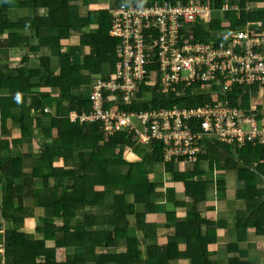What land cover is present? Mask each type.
<instances>
[{
	"label": "trees",
	"instance_id": "16d2710c",
	"mask_svg": "<svg viewBox=\"0 0 264 264\" xmlns=\"http://www.w3.org/2000/svg\"><path fill=\"white\" fill-rule=\"evenodd\" d=\"M164 1L190 0H0V218L9 223L0 235L4 264H264V202L258 206L264 185L250 171L256 167L264 175V146L231 149L206 140L198 163L187 164L195 165L192 170L164 164L170 180L150 181L149 167L162 162L160 145L144 149L131 135L107 136L97 124L68 119L72 111L89 115L92 77L107 81L114 71L118 41L109 36L110 10ZM194 2L213 13L206 26L189 27L193 40L203 42L205 28L220 32L228 23L232 30L247 23L264 27V9L246 11L264 0ZM225 3L237 5L238 12H222ZM18 10L26 15L18 17ZM12 50L23 53L18 64L5 57ZM249 90L233 88L232 105L237 95L248 103ZM206 98L169 104L197 106ZM257 115L264 117V100ZM130 149L139 161L123 158ZM59 160L65 161L60 168ZM199 163L205 166L199 169ZM209 189L226 206L234 200L232 232L227 211L219 218L199 209ZM177 192L187 201L175 200ZM229 194L232 199H226ZM251 241L256 247L245 249ZM109 249L117 252L110 255Z\"/></svg>",
	"mask_w": 264,
	"mask_h": 264
},
{
	"label": "built area",
	"instance_id": "2783aa9c",
	"mask_svg": "<svg viewBox=\"0 0 264 264\" xmlns=\"http://www.w3.org/2000/svg\"><path fill=\"white\" fill-rule=\"evenodd\" d=\"M238 10L229 3L221 9ZM212 13L194 1L113 7L109 36L118 41L114 71L107 81L92 77L91 112L71 113L70 120L97 124L108 136L131 135L135 145H160L163 164L195 163L206 140L231 149L264 146V117L257 115L264 100V31L251 23L232 30L228 23L220 32L205 28L208 39L203 42L193 40L189 27L206 26ZM240 86L250 88L248 103L237 95L232 105L229 96ZM198 92H213L201 96L211 101L169 104ZM160 102L169 105L160 107Z\"/></svg>",
	"mask_w": 264,
	"mask_h": 264
},
{
	"label": "crops",
	"instance_id": "0c3cea01",
	"mask_svg": "<svg viewBox=\"0 0 264 264\" xmlns=\"http://www.w3.org/2000/svg\"><path fill=\"white\" fill-rule=\"evenodd\" d=\"M18 13H17V16L18 17H24L25 15H26V10H18L17 11ZM85 12V9L84 10H82L81 11V13H84ZM93 28H94V26H93ZM93 28H91V29H93ZM5 36V35H4ZM18 51V53L16 54L15 53V50H12V51H10L9 52V54H8V61L11 63V64H14V63H16L17 62V58H15V57H18V54L20 53L21 55L23 54L20 50H17ZM5 57H7V56H5ZM32 65V64H31ZM16 127L15 126H13V130H14V135H16V129H15ZM130 156H132V154L130 155ZM196 165V164H195ZM195 165H190V167H188V165H182V164H175V169H177L178 170V172H182V173H184V172H187V171H190V170H192L193 168H194V166ZM204 166V163H199V169H202V167ZM214 173H216V172H214ZM170 174H167V173H165V171H164V168H163V165L162 164H156V165H152V166H150L149 167V170H148V177H149V180L150 181H155V180H163V181H169L170 180V178H171V176H169ZM205 176H206V178H208V176H209V174H205ZM213 176V178L215 179V177H214V174L212 175ZM215 176H216V174H215ZM204 177V176H203ZM224 177H225V180L227 181V180H229V178L226 176V175H224ZM205 178V177H204ZM168 179V180H167ZM227 186H228V182H226V188H227ZM171 191V190H170ZM172 192V191H171ZM224 192H226V189H225V191ZM230 195V194H229ZM228 195V196H229ZM229 197H231V195L229 196ZM174 199L175 200H178V201H180V202H186L187 201V198L184 196V194H182V193H179V192H177V193H175V195H174ZM226 201V200H225ZM225 201H221V202H223L222 204H223V207L225 208V210L227 211V216L228 215H231L232 216V220H229L230 219V217L231 216H229V217H227L228 218V226H226L227 227V231L230 233V232H232L231 230H233L234 229V220H233V217H234V213H235V210L233 209V210H231L230 208H231V202L230 201H232V200H230V201H228V203H227V206L225 205L226 203H225ZM220 202V200L218 201V197H217V193H216V191L215 190H213V189H209L207 192H206V199L203 201V202H201L200 204H199V209H201V211H204V212H206V211H211V210H213L214 212H216L217 211V206L219 205V203H221ZM214 208V209H213ZM236 208V207H235ZM232 211V212H231ZM234 211V212H233ZM229 212V213H228ZM213 247V249L215 248V249H217V245L215 246H212ZM1 248H2V246H1ZM2 254V253H1ZM0 264H4V260H2V256L0 255Z\"/></svg>",
	"mask_w": 264,
	"mask_h": 264
},
{
	"label": "rangeland",
	"instance_id": "374dc122",
	"mask_svg": "<svg viewBox=\"0 0 264 264\" xmlns=\"http://www.w3.org/2000/svg\"><path fill=\"white\" fill-rule=\"evenodd\" d=\"M193 1H195V0H193ZM110 3H112L111 2V0H110ZM257 6L256 7H253V8H251L250 10L249 9H247L246 8V11L247 12H249V11H252V10H255L256 8L257 9H259V11H261V8L262 9H264V3L263 4H256ZM252 6H255V5H252ZM90 28H93V26H91ZM89 28V29H90ZM72 42V41H71ZM74 42H72V44H73ZM1 56H2V54H1ZM6 58H8V53L6 54ZM19 56H21V54L19 53L18 54V57H17V59L19 58ZM17 64H18V61H17ZM35 66H37V63H33V65H31L30 66V68H35ZM80 75H82V76H84V73H81ZM206 100H207V102H210L211 101V98L210 97H207L206 98ZM206 103V102H205ZM34 147V149H36L37 150V148H38V145H37V143L35 142V145L33 146ZM123 158H125L126 160H128V161H131V160H134V161H139V157L138 156H134V155H132V156H130V153H129V151H123ZM61 162H65V161H56V166H59V164L61 163ZM65 164L64 163H61V165L59 166V168L60 167H62V166H64ZM205 166V165H204ZM203 166V167H204ZM62 169V168H61ZM218 173L219 172H216V173H214V177H215V179H218V177H217V175H218ZM215 174H216V176H215ZM221 174H219V176H220ZM170 176V175H169ZM168 180V179H167ZM51 183H52V185H53V189L54 190H57V191H59V188L57 187V182H56V180H51ZM236 186H237V183L236 182H233L232 184H230V188H228L229 190H230V192H231V194H232V191H235V188H236ZM233 194H234V192H233ZM226 199H232V195H231V197H229L228 195L226 196ZM232 201H234V200H232ZM221 202V201H220ZM223 202H221V203H219V205L217 206V211H216V213L218 214V217L220 218L221 216H224L225 217V214H226V210H225V208L223 207V204H222ZM231 204H233V203H231ZM88 215H91L92 213L91 212H89V213H87ZM229 216H231V215H228V216H226V217H229ZM229 220H232V216L230 217V219ZM9 223H7L5 220H2L1 218H0V235H3V233H4V231L6 230V228L8 227L7 225H8ZM25 232H27V234H29V235H31L32 233H30L32 230H24ZM89 239H92V240H95L96 238L95 237H92V238H89ZM88 239V240H89ZM0 242H1V240H0ZM142 242V241H141ZM143 243H144V241L142 242V244H140V249L142 250L141 252H145V249H144V246H143ZM1 244H0V255L2 256V254L1 253H3V250H2V248H1ZM256 247V245H255V242H253V241H251L247 246H245V249L246 248H248V250H253L254 248ZM107 252H108V254H110V255H113V254H115V252H117V251H115L114 249H109V250H107ZM122 252H124V251H122ZM209 259L210 260H212V261H215L216 260V257L217 256H215V252L214 251H211V253H209ZM262 262H263V260H262ZM106 264H114V263H112V260H108L107 261V263Z\"/></svg>",
	"mask_w": 264,
	"mask_h": 264
},
{
	"label": "water",
	"instance_id": "95a60500",
	"mask_svg": "<svg viewBox=\"0 0 264 264\" xmlns=\"http://www.w3.org/2000/svg\"><path fill=\"white\" fill-rule=\"evenodd\" d=\"M255 29H258L260 31H264V27H262V28H255ZM217 93L219 95H223V93H221V92H217ZM210 94H213V92H198V93L194 94V97H200V96H205V95H210ZM250 171L253 172V173H255V174H257V176H259L262 184L264 185V175L261 174L260 172H258L256 167L251 168ZM263 202H264V195L260 198V201L258 203V206L261 205Z\"/></svg>",
	"mask_w": 264,
	"mask_h": 264
},
{
	"label": "clouds",
	"instance_id": "9594fccd",
	"mask_svg": "<svg viewBox=\"0 0 264 264\" xmlns=\"http://www.w3.org/2000/svg\"><path fill=\"white\" fill-rule=\"evenodd\" d=\"M190 1H193V0H190ZM168 2V1H167ZM263 26H260L259 25V28H262ZM44 112L45 113H50V111L48 110V109H45L44 110ZM71 113H76L75 111H72V112H70L69 113V115H68V119H69V121H71L70 120V118H71V116H70V114ZM101 130V129H100ZM104 133V132H103ZM104 134H106V133H104ZM108 136V135H107ZM136 146H140V145H136ZM140 147H142V148H144V149H147V147H143V146H140ZM203 148V147H202ZM203 151L204 152H202V153H200L199 155H198V159H199V157L201 156V155H204L205 154V149H203ZM129 153H130V155L132 154V155H134V153H132V151H131V149L129 150ZM198 159H197V161L195 162V163H192V164H196V163H198ZM162 161V160H161ZM161 164L162 165H164L162 162H161ZM166 164H168V163H166ZM177 164H182V165H187V164H191V163H177Z\"/></svg>",
	"mask_w": 264,
	"mask_h": 264
}]
</instances>
